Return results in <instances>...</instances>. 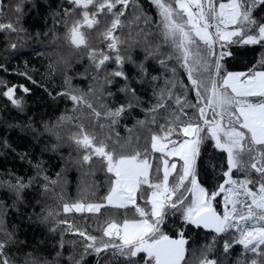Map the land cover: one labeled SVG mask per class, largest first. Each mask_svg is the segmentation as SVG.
Instances as JSON below:
<instances>
[{"label": "snow or ice", "instance_id": "1", "mask_svg": "<svg viewBox=\"0 0 264 264\" xmlns=\"http://www.w3.org/2000/svg\"><path fill=\"white\" fill-rule=\"evenodd\" d=\"M0 113V264H264V0H0Z\"/></svg>", "mask_w": 264, "mask_h": 264}, {"label": "trees", "instance_id": "2", "mask_svg": "<svg viewBox=\"0 0 264 264\" xmlns=\"http://www.w3.org/2000/svg\"><path fill=\"white\" fill-rule=\"evenodd\" d=\"M5 2H7V0H5ZM49 3L52 4V6L54 7L56 4H58L60 2V0H48ZM35 17V12L33 13V17H30L29 18V22H31V20ZM40 24L42 25L43 24V20L41 19L40 20ZM25 55L21 56L20 57V60L23 61L25 59H31L33 63H39L36 59H35V56L34 54L31 53V50L30 49H24L22 50ZM257 51H259V49H257ZM244 57H245V61L247 59H251L252 56L254 55L253 52L251 51H248V52H244L243 53ZM13 80H15L16 78L13 77L12 78ZM21 82H23V80L21 79ZM78 84L81 82L80 80H77L76 81ZM85 87L87 85V81H84L83 82ZM39 92V89L37 90ZM61 107H63V104L60 105ZM56 115H58V113H56ZM3 118H7V119H11L10 117H7V114L6 113H0V121H2ZM54 118V116H53ZM129 123H131V121H129ZM5 131V125L0 122V139H3V132ZM121 131H123V129H121ZM8 135L11 139H16L18 133L12 131V130H8ZM17 143H21V141L17 140ZM20 150H23V149H20ZM65 152L67 151L66 149L64 150ZM48 155H52V154H48ZM47 158V157H46ZM51 168V171L52 173L54 174L56 171L59 170V163H58V158L53 156L52 160L49 162V165H47ZM27 168V164L26 163H22L19 158H15L13 159V156L12 155H8V156H5L3 154L2 151H0V172H3L7 169H13L21 174H23L25 172V169ZM29 175L31 174L30 172L28 173ZM77 178H78V173L76 172L75 169H72L68 172V180H69V191L75 195V192H76V184H77ZM101 182L103 181V176L100 175L98 177ZM5 198L4 197V193L3 192H0V199H3ZM78 218H79V222L81 224H83L85 222V217L84 216H79V214H77ZM88 223L91 225L92 228H95L97 225H96V221H95V218H93L92 220H89ZM201 232H206L204 230H201ZM28 234H29V237H32L33 236V231L32 229H28ZM43 237L40 236L39 234H37L36 236V239H42ZM221 244L223 243V241L220 242ZM238 250V249H237Z\"/></svg>", "mask_w": 264, "mask_h": 264}, {"label": "water", "instance_id": "3", "mask_svg": "<svg viewBox=\"0 0 264 264\" xmlns=\"http://www.w3.org/2000/svg\"><path fill=\"white\" fill-rule=\"evenodd\" d=\"M204 231H209V230H204Z\"/></svg>", "mask_w": 264, "mask_h": 264}]
</instances>
